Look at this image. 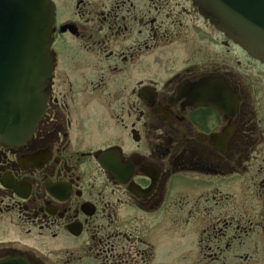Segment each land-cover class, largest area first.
I'll return each instance as SVG.
<instances>
[{
	"label": "flooded vegetation",
	"instance_id": "1",
	"mask_svg": "<svg viewBox=\"0 0 264 264\" xmlns=\"http://www.w3.org/2000/svg\"><path fill=\"white\" fill-rule=\"evenodd\" d=\"M51 1L46 112L0 142V263L264 264V62L187 0Z\"/></svg>",
	"mask_w": 264,
	"mask_h": 264
},
{
	"label": "water",
	"instance_id": "2",
	"mask_svg": "<svg viewBox=\"0 0 264 264\" xmlns=\"http://www.w3.org/2000/svg\"><path fill=\"white\" fill-rule=\"evenodd\" d=\"M213 26L264 62V0H188ZM55 6L0 0V142L25 143L43 118L55 70ZM0 264H30L14 259Z\"/></svg>",
	"mask_w": 264,
	"mask_h": 264
},
{
	"label": "rangeland",
	"instance_id": "3",
	"mask_svg": "<svg viewBox=\"0 0 264 264\" xmlns=\"http://www.w3.org/2000/svg\"><path fill=\"white\" fill-rule=\"evenodd\" d=\"M179 2H180V3H186L185 0H179ZM62 54H63V52H62ZM62 58H63V56H62Z\"/></svg>",
	"mask_w": 264,
	"mask_h": 264
}]
</instances>
